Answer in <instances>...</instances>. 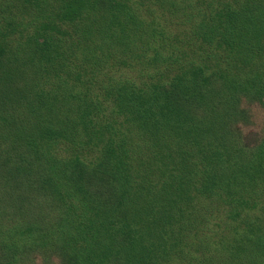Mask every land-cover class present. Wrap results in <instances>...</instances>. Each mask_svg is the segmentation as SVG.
Wrapping results in <instances>:
<instances>
[{"label":"trees","instance_id":"1","mask_svg":"<svg viewBox=\"0 0 264 264\" xmlns=\"http://www.w3.org/2000/svg\"><path fill=\"white\" fill-rule=\"evenodd\" d=\"M230 85L264 91V0H0V232L56 264H264Z\"/></svg>","mask_w":264,"mask_h":264},{"label":"rangeland","instance_id":"2","mask_svg":"<svg viewBox=\"0 0 264 264\" xmlns=\"http://www.w3.org/2000/svg\"><path fill=\"white\" fill-rule=\"evenodd\" d=\"M222 90L224 95L228 97V102L230 101V106L222 105V108L229 109L230 119L234 118L230 121V129L234 133L237 131L238 136H241V143L246 145H244L246 148L245 158L250 163L258 153L257 142L259 139L257 141V136L264 137V91L262 90L261 95H259L255 94L256 92L253 90L244 92L231 85L230 89L222 87ZM231 153L230 162L236 157L235 152L231 151L228 156H231ZM14 202L16 206L23 207L26 200L19 197ZM37 243H31L25 238H18L15 242L12 238H6L4 232H0V264H56V258L51 259L49 254L52 250L50 248L45 249Z\"/></svg>","mask_w":264,"mask_h":264}]
</instances>
